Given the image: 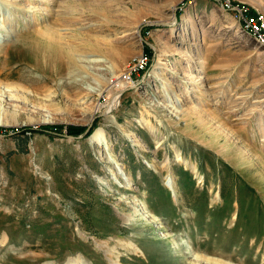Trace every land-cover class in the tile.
Here are the masks:
<instances>
[{
	"label": "rangeland",
	"instance_id": "1",
	"mask_svg": "<svg viewBox=\"0 0 264 264\" xmlns=\"http://www.w3.org/2000/svg\"><path fill=\"white\" fill-rule=\"evenodd\" d=\"M9 1L0 43L27 42L0 77V128L101 135L0 132V263L179 264L192 249L264 264V47L225 8L264 17V0ZM46 38L60 63L31 69L26 45ZM140 53L148 74L122 90Z\"/></svg>",
	"mask_w": 264,
	"mask_h": 264
},
{
	"label": "bare ground",
	"instance_id": "2",
	"mask_svg": "<svg viewBox=\"0 0 264 264\" xmlns=\"http://www.w3.org/2000/svg\"><path fill=\"white\" fill-rule=\"evenodd\" d=\"M3 1L4 0H0V4L1 5H2ZM18 1H20V0H18ZM14 4H17V3H14ZM2 21H4V20L1 18V22ZM0 33L3 34L2 37L3 36H7V37L9 36L10 37V35H11V32H7V33L4 34L3 31H1ZM169 33H170V35H174V33L172 32V30H170ZM23 37H25V35ZM26 37H28V35H26ZM30 37H32V36H30ZM44 37H47V36H44ZM37 38H38V36H37ZM47 38H46V40H43L44 38L43 39H38V40H31V42H29L28 45H26L27 46L26 47V49H27L26 51L28 52V56L30 58V63L28 65L31 67V69L32 68H37V69H40L42 71L43 70H45V71L46 70H51L53 66L57 65L58 63H60V59H61V56H62L61 49L59 48L58 45H56L55 41L53 42V41H51V40H49ZM24 39L25 38H21L18 35L15 36V39H10V40H8V39H2V41H4L5 43H3V42L0 43V61H1V63H0V65H1L0 77L3 74L4 75L5 74H10L11 75V73H12L13 70H11V68L8 65L12 64V62L9 61L10 59H9L8 52H9L10 49L16 48L17 45H21V43L23 41H25ZM26 42L25 43L23 42V43L26 44ZM18 47H19L18 49H20L22 46H18ZM87 59L92 60V62H101L102 61L99 58H87ZM157 64H158V62H157ZM156 69H157V67H154V70L153 71H155ZM119 75L122 76V74H119ZM118 77L117 76L113 77L112 80H111V82L109 81L110 84L113 81H115ZM119 82L120 81H117V83H115V85L118 84ZM115 104H117V103L114 102V104L111 107L115 106ZM100 135H101V130L100 129H96L93 132V134L91 135L90 139L96 140V139H98L100 137ZM192 169L195 170V167L192 166ZM116 174L120 176V174L118 172ZM120 179L123 180L122 177ZM122 182H123V184L119 183V186L120 187L125 188L127 190H131L132 189V186H131V184H129L127 177ZM135 202H137V206H140V208L137 211H139L141 209H147V206L145 205L144 201L142 202V201L136 200ZM146 216H149V215H146ZM158 220H159L158 218L155 219V221H158ZM171 238H172V236H171ZM121 247H123L131 255H135L136 256L137 253H138V255L140 254L142 257L145 256L144 255V252L143 251H140V249L138 248V246L135 243H132L131 242L128 245L121 246ZM5 248H6V239L5 238H1L0 239V251L5 250ZM186 250H187V248H186ZM184 254H186V255L188 254V256H186V257H189V258L193 259V261L191 260L192 262H188V264H202V263L203 264H208V263H212V264H230V263H228L226 261H220V260H217V259H212L210 257L202 256V255L196 253L195 251H193L192 249L191 250H188L187 252L185 251ZM186 257L181 256V258H178L177 260H178L179 264H182L181 261H184L183 259H185ZM111 258L114 261L118 262V264L121 263V258L122 257H121L120 254H116L114 257H111ZM183 263H185V262H183ZM0 264H4V263H0ZM65 264H83V261L80 259V257H78L76 259L69 258L65 262Z\"/></svg>",
	"mask_w": 264,
	"mask_h": 264
},
{
	"label": "built area",
	"instance_id": "3",
	"mask_svg": "<svg viewBox=\"0 0 264 264\" xmlns=\"http://www.w3.org/2000/svg\"><path fill=\"white\" fill-rule=\"evenodd\" d=\"M227 10H234L237 15V20L240 24V28L242 31L246 32L249 36H251L254 41L264 47V17L262 15L256 14L251 15L247 13L245 10L232 9L229 5H225ZM148 57L145 54H139L133 59L132 64L127 65L124 73L121 78L124 83V87L122 90L126 88L135 87L139 84L141 79H143L148 74ZM141 75V79H136ZM112 87L114 86V81L111 83ZM172 189V187L170 186Z\"/></svg>",
	"mask_w": 264,
	"mask_h": 264
},
{
	"label": "trees",
	"instance_id": "4",
	"mask_svg": "<svg viewBox=\"0 0 264 264\" xmlns=\"http://www.w3.org/2000/svg\"><path fill=\"white\" fill-rule=\"evenodd\" d=\"M178 15V12L176 13ZM96 123L93 121L92 125L90 128L85 131L86 127L85 126H41L36 129H32L30 127H25V128H20V129H5V128H0V132L4 134L8 133H13V132H18L21 134L25 133H30V134H40V133H55L58 134L65 130V133L71 137H78L82 136L83 138H87L91 135L92 131L95 129ZM16 130V131H15Z\"/></svg>",
	"mask_w": 264,
	"mask_h": 264
},
{
	"label": "water",
	"instance_id": "5",
	"mask_svg": "<svg viewBox=\"0 0 264 264\" xmlns=\"http://www.w3.org/2000/svg\"><path fill=\"white\" fill-rule=\"evenodd\" d=\"M174 21H176V18L174 17ZM91 136V135H90Z\"/></svg>",
	"mask_w": 264,
	"mask_h": 264
}]
</instances>
